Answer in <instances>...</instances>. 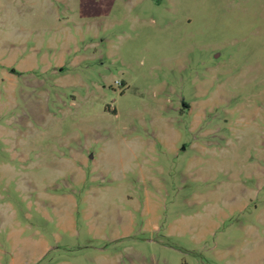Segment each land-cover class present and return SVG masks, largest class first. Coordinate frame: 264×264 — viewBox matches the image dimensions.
Wrapping results in <instances>:
<instances>
[{"label":"rangeland","instance_id":"obj_1","mask_svg":"<svg viewBox=\"0 0 264 264\" xmlns=\"http://www.w3.org/2000/svg\"><path fill=\"white\" fill-rule=\"evenodd\" d=\"M0 264H264V0H0Z\"/></svg>","mask_w":264,"mask_h":264},{"label":"water","instance_id":"obj_2","mask_svg":"<svg viewBox=\"0 0 264 264\" xmlns=\"http://www.w3.org/2000/svg\"><path fill=\"white\" fill-rule=\"evenodd\" d=\"M181 107H182L183 109H187V108H189V106H188L187 104H185L183 101H182Z\"/></svg>","mask_w":264,"mask_h":264},{"label":"flooded vegetation","instance_id":"obj_3","mask_svg":"<svg viewBox=\"0 0 264 264\" xmlns=\"http://www.w3.org/2000/svg\"><path fill=\"white\" fill-rule=\"evenodd\" d=\"M182 108V107H181ZM188 109V108H187Z\"/></svg>","mask_w":264,"mask_h":264}]
</instances>
